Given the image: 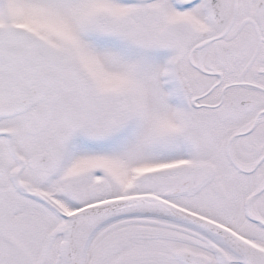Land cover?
<instances>
[{"label":"snow or ice","instance_id":"1","mask_svg":"<svg viewBox=\"0 0 264 264\" xmlns=\"http://www.w3.org/2000/svg\"><path fill=\"white\" fill-rule=\"evenodd\" d=\"M0 264H264V0H0Z\"/></svg>","mask_w":264,"mask_h":264}]
</instances>
